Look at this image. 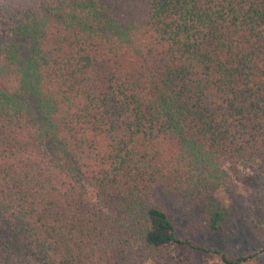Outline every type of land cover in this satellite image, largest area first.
<instances>
[{
  "label": "trees",
  "instance_id": "1",
  "mask_svg": "<svg viewBox=\"0 0 264 264\" xmlns=\"http://www.w3.org/2000/svg\"><path fill=\"white\" fill-rule=\"evenodd\" d=\"M264 170V0H0V264H168L155 200L223 232Z\"/></svg>",
  "mask_w": 264,
  "mask_h": 264
},
{
  "label": "rangeland",
  "instance_id": "2",
  "mask_svg": "<svg viewBox=\"0 0 264 264\" xmlns=\"http://www.w3.org/2000/svg\"><path fill=\"white\" fill-rule=\"evenodd\" d=\"M231 187L223 206L227 208L223 232L210 236L201 208H188L166 196L155 202L176 223L179 236L228 255L250 253L264 248V170L251 165L231 168ZM168 264H220L199 251L172 246L167 249Z\"/></svg>",
  "mask_w": 264,
  "mask_h": 264
}]
</instances>
